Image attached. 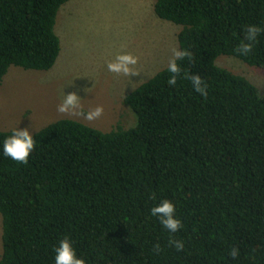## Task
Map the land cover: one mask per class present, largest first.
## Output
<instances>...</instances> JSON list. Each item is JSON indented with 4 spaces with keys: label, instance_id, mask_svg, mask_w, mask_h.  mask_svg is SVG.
<instances>
[{
    "label": "trees",
    "instance_id": "trees-1",
    "mask_svg": "<svg viewBox=\"0 0 264 264\" xmlns=\"http://www.w3.org/2000/svg\"><path fill=\"white\" fill-rule=\"evenodd\" d=\"M69 1L0 0V84L11 66L56 65L57 17ZM154 10L181 26L191 59L178 61L175 86L166 67L125 96L135 126L58 120L33 134L26 163L0 147V264H54L65 237L86 264H264V94L216 62L229 55L264 69V31L248 55L236 52L247 25L264 28V0H156ZM161 199L176 205V233L150 214Z\"/></svg>",
    "mask_w": 264,
    "mask_h": 264
},
{
    "label": "rangeland",
    "instance_id": "rangeland-1",
    "mask_svg": "<svg viewBox=\"0 0 264 264\" xmlns=\"http://www.w3.org/2000/svg\"><path fill=\"white\" fill-rule=\"evenodd\" d=\"M156 0H71L58 13L56 33L61 53L49 71L11 66L0 84V131L31 125L34 133L61 119H72L111 131L131 128L136 116L124 104L135 88L168 67L179 48L181 26L158 17ZM120 54L138 57L135 75L109 71ZM221 67L245 76L264 94V69L234 56L221 55ZM76 92L84 112L103 107L98 119L60 113L65 94ZM3 216L0 213V260L3 254Z\"/></svg>",
    "mask_w": 264,
    "mask_h": 264
},
{
    "label": "clouds",
    "instance_id": "clouds-1",
    "mask_svg": "<svg viewBox=\"0 0 264 264\" xmlns=\"http://www.w3.org/2000/svg\"><path fill=\"white\" fill-rule=\"evenodd\" d=\"M262 31H264V28L259 25H247L244 32V40L239 44L236 52L241 56L248 55ZM186 57L191 59V53L187 49L181 50L177 48L173 50V57L170 59L167 68L170 74L167 81L169 86L177 84V79L182 73V67L178 61H182ZM137 61L138 57L131 54H120L116 57L115 62L108 64V69L118 74L135 75V69L132 66ZM188 79L195 92L203 97H207L208 86L200 74L193 73ZM57 111L60 113L83 115L85 119L93 120L98 119L103 114V107L97 106L91 111L84 112L80 104L79 94L73 92L65 94L63 102L57 107ZM35 143L30 125L25 128H13L11 133L0 143V147H2L3 156L16 162L26 163L35 148ZM150 214L152 217L157 218L161 226L170 234L178 232L182 227V221L177 216L176 205L172 200L161 199L159 203L151 207ZM169 244L174 246L177 251L182 250L185 246L182 240L170 239ZM153 250L158 252L160 250L159 245L154 246ZM54 253V264H86V261L77 255L73 241L70 238L65 237L61 239L55 246ZM229 255L235 259L239 255V249L235 247L231 248Z\"/></svg>",
    "mask_w": 264,
    "mask_h": 264
}]
</instances>
